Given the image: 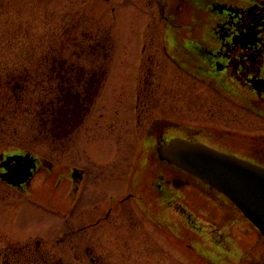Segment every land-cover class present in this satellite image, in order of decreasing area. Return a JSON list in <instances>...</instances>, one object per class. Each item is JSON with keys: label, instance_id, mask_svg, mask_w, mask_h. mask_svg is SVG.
<instances>
[{"label": "flooded vegetation", "instance_id": "1", "mask_svg": "<svg viewBox=\"0 0 264 264\" xmlns=\"http://www.w3.org/2000/svg\"><path fill=\"white\" fill-rule=\"evenodd\" d=\"M100 1L119 2L115 37L75 30L80 44L60 45L71 57L5 79L9 93L29 87L34 107L0 113V148L34 134L23 119L14 126L17 115L33 117L38 140L0 152V264H151V241L170 247L164 253L175 264L181 244L201 262L263 264L261 255L235 254L224 232L236 223L254 230L238 210L160 150L182 140L264 167V0ZM68 28L63 22L54 33ZM125 38L123 70L108 89L111 47ZM187 188L213 203L222 227L214 214L208 227L197 220ZM23 203L56 223L48 217L10 236L6 206ZM17 214L33 219L21 206ZM163 214L171 218L165 242L156 224Z\"/></svg>", "mask_w": 264, "mask_h": 264}, {"label": "rangeland", "instance_id": "2", "mask_svg": "<svg viewBox=\"0 0 264 264\" xmlns=\"http://www.w3.org/2000/svg\"><path fill=\"white\" fill-rule=\"evenodd\" d=\"M118 6L119 2L112 1L110 3H104L100 0H0V82L2 81L0 85V112L10 113L6 111L4 104L9 98V93L4 87L5 79H10L9 81L14 82L23 70L29 68L32 72L35 62L36 64L40 62L49 64L52 61L58 63L61 61L59 59L63 60L64 58L71 57L70 48L63 50V48H60V45L64 42L69 47L71 45H79V38L74 43L72 42L76 38L75 30L82 32L83 29H86V32H89L99 29L110 31L113 37H115V31L117 30L115 15L118 16L115 8ZM112 8H114L115 12H112ZM80 11L82 12L81 14ZM63 22L69 25V28L63 30L61 34L54 33ZM126 41L125 38L124 44L122 42L121 44L117 43L116 50L113 46L111 47L109 62L112 63L110 65L111 71L108 89H112L119 77V70H123L119 61L120 55L124 56V50L128 45ZM112 57L113 59H111ZM28 64H31V66ZM11 106L14 109L17 108L13 103H11ZM0 118L7 119V116H1ZM12 118L14 126L16 125V127H21L20 121L23 119V126L30 127L34 134L24 135L21 133L19 136L21 140L9 139L8 141L16 144V147L0 148V152H4L6 149H16L18 145L24 143L23 141L32 142L30 141V137L32 140L35 138L32 143L38 140L36 138L38 133L36 134L34 132L37 129L35 126L33 128L34 123L31 115L24 116L23 118L17 115ZM185 205L197 215V220L204 223L205 227H208L206 226L207 221L208 223H214L209 220L213 214L215 215L214 220L219 223L220 227L223 226L220 214L218 211H215L216 209H214L213 203L188 188L185 190ZM20 206L25 213H32V220H24L20 214L15 215V212L19 211ZM6 207L9 208L6 212V219L8 218L10 209L12 210L8 222L9 226L6 227L10 236L22 237L28 229L33 226L41 227V223L48 217H51L46 212L29 206L27 203L21 205L16 204L14 208L11 205ZM164 215L156 221L157 227L160 225L161 228L159 238L162 242L166 241L164 240L166 236L163 230L167 227V223L171 221L170 217H164ZM49 220L54 221V224L56 223L55 218L51 217ZM224 232L227 236L233 237L235 254L243 253L245 256L247 254L261 255L259 257L264 264V243L259 239L254 230L246 225L236 223L231 227V230H224ZM186 233L190 236V232ZM192 237V241L198 242L204 249L206 246L213 245V252L217 254L216 251L218 250L217 246L219 244L217 241L212 240L210 242L209 240L198 239L197 236ZM215 237L222 241L218 235ZM189 240L190 238H187L186 242L192 244ZM159 244L151 241V264H175L176 262L172 260L170 262L164 253L168 246ZM181 245V247L177 246L173 251V255L181 260L179 264H211L210 262H201L202 259L195 256V253L190 250L183 251L182 249L185 247L183 244ZM215 247L217 248L216 251ZM218 247L220 252L226 253L227 247ZM242 263L239 262L238 264Z\"/></svg>", "mask_w": 264, "mask_h": 264}, {"label": "water", "instance_id": "3", "mask_svg": "<svg viewBox=\"0 0 264 264\" xmlns=\"http://www.w3.org/2000/svg\"><path fill=\"white\" fill-rule=\"evenodd\" d=\"M160 154L227 196L264 235V168L181 140L171 141Z\"/></svg>", "mask_w": 264, "mask_h": 264}, {"label": "trees", "instance_id": "4", "mask_svg": "<svg viewBox=\"0 0 264 264\" xmlns=\"http://www.w3.org/2000/svg\"><path fill=\"white\" fill-rule=\"evenodd\" d=\"M69 38V37H67ZM77 40V38H74L73 39V43ZM80 38H79V42H80ZM67 43H63L62 45H65ZM61 61H59L58 63H62L63 60H66L65 58L62 60V59H59ZM29 87H21L20 85H15V86H12V91H10L9 93V98L6 100V102L4 103L5 104V109L6 111L10 112V113H32L33 111H29L27 110L28 107H34V103H33V91H31L30 93H28L27 89ZM7 91H8V87H6ZM21 97H27L26 101V105H22L21 103ZM4 100V101H5ZM11 103H13L15 105V107L17 106V108H12L11 106ZM14 109V110H13ZM1 113V112H0ZM4 113V112H3Z\"/></svg>", "mask_w": 264, "mask_h": 264}]
</instances>
